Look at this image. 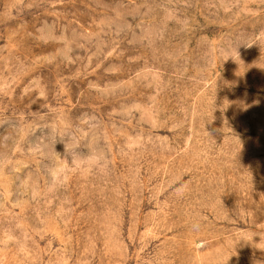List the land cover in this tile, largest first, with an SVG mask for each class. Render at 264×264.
Here are the masks:
<instances>
[{
	"label": "rangeland",
	"instance_id": "1",
	"mask_svg": "<svg viewBox=\"0 0 264 264\" xmlns=\"http://www.w3.org/2000/svg\"><path fill=\"white\" fill-rule=\"evenodd\" d=\"M0 264H264V0H0Z\"/></svg>",
	"mask_w": 264,
	"mask_h": 264
}]
</instances>
